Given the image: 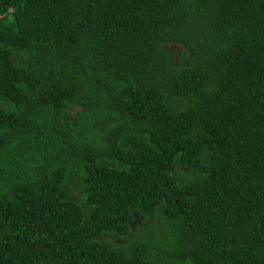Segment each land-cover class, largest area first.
Wrapping results in <instances>:
<instances>
[{
    "label": "trees",
    "instance_id": "1",
    "mask_svg": "<svg viewBox=\"0 0 264 264\" xmlns=\"http://www.w3.org/2000/svg\"><path fill=\"white\" fill-rule=\"evenodd\" d=\"M0 264H264V0H0Z\"/></svg>",
    "mask_w": 264,
    "mask_h": 264
}]
</instances>
